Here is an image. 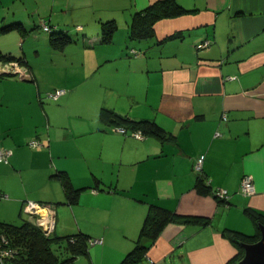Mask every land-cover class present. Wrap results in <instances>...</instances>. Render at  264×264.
Here are the masks:
<instances>
[{"label": "crops", "instance_id": "1", "mask_svg": "<svg viewBox=\"0 0 264 264\" xmlns=\"http://www.w3.org/2000/svg\"><path fill=\"white\" fill-rule=\"evenodd\" d=\"M158 1L0 0V50L13 59L0 62V149L11 152L0 163V222L28 219L26 201L50 207L41 212L53 237L102 241L73 264H119L152 205L209 223L166 224L136 264H227L240 252L224 230L256 235L246 211L264 215V0H175L185 13L130 40L132 15ZM105 22L117 25L107 44ZM52 35L63 44L52 46ZM55 89L66 93L52 101ZM102 109L153 121L174 140L108 129ZM200 156L206 194L196 189ZM57 172L80 190L75 202ZM245 175L250 196L239 189Z\"/></svg>", "mask_w": 264, "mask_h": 264}, {"label": "trees", "instance_id": "2", "mask_svg": "<svg viewBox=\"0 0 264 264\" xmlns=\"http://www.w3.org/2000/svg\"><path fill=\"white\" fill-rule=\"evenodd\" d=\"M185 12L186 10L177 4L175 0L158 1L132 15L131 21L128 25V38L134 41L150 39L154 36L153 27L156 22L162 19L179 16ZM116 30L117 25L114 22L102 23L101 42L103 44L110 43ZM172 38H174V36H172ZM59 40L60 38H55L52 35L50 37V44L55 47L58 44H63L61 42L58 43L57 41ZM130 51L129 53L132 54V56L138 53L135 50H133V53ZM10 60L13 61L10 56L4 55L0 52V62H11ZM56 90L57 89L50 93H54ZM100 121L104 123L108 129H113L114 127L123 129V135L140 132L143 138L154 137L161 142L174 140L172 135L167 134L153 121H134L126 116L119 115L110 109L101 110ZM32 140H37L40 143L38 139H29L26 141V146L29 148V142ZM3 164H8V159L7 163ZM196 175L198 176L196 181L197 191L202 194L208 193V182L206 181L203 183L204 180H202L201 172L196 173ZM55 176L59 178L62 184L67 201L69 203L75 202L80 190L75 189L71 185L64 172H57ZM213 190L211 189L210 192L217 202L220 205L228 206V200L216 197L213 194ZM246 214L257 226L258 233L249 236L240 232L225 229L223 235L230 240L240 252L237 257L227 264H237L242 258V243H255L260 238L259 225H264V215L249 210L246 211ZM171 222H182L194 226H206L209 223L208 220L203 218L179 217L161 207L152 205L148 208L135 247L132 251L126 254L119 264H136L139 262L144 256L145 245L153 242L159 235L161 229ZM1 237H4L7 242L6 248L14 252L13 257L8 259L5 264H73L75 257L86 255L88 253V247L92 246L89 241L95 240L90 239L81 233L63 238L53 237L52 233L46 236L42 229L31 219H26L19 225L0 222V239Z\"/></svg>", "mask_w": 264, "mask_h": 264}, {"label": "built area", "instance_id": "3", "mask_svg": "<svg viewBox=\"0 0 264 264\" xmlns=\"http://www.w3.org/2000/svg\"><path fill=\"white\" fill-rule=\"evenodd\" d=\"M42 29L46 33L50 32V29L48 26L44 25ZM208 46H209V41H203L200 44L196 45L195 49L203 50V49L208 48ZM130 52L133 53L134 51L131 50ZM12 68H16V66L10 65L8 66L7 70H9L10 72L12 71L11 70ZM19 76L22 79L28 78V76L26 75V72L24 73V71L20 72ZM65 93L66 92L64 89H57L54 93L48 94V97L49 99L57 100L59 97L63 96ZM222 119L223 120L226 119L225 115H222ZM113 130L119 133L124 132L123 129L118 128V127H114ZM130 135L136 138H139V139H143V136L141 135L140 132L131 133ZM216 136H219V134L216 133ZM29 146L30 148H36V147H40L41 144L37 140H32L29 142ZM10 154L11 152L9 150L0 149V162L7 163V159L10 156ZM202 161H203V156L198 157V159L195 161L193 165V170L195 173H199L201 171ZM239 189L243 195H246V196L252 195L254 193V186H253L252 178L246 175L243 176L240 181ZM213 194L218 198L229 200V194L225 189L215 188L213 190ZM4 198H5V195L0 194V199H4ZM41 211H46L47 213H51L50 207L39 204V203H35L32 201H26L22 205V213L25 214L28 217V219L33 220L34 223L42 229L43 233L46 236H48L53 231V219L51 218V214L43 215ZM41 225H43V227H41ZM0 240H1L0 241V264H5V262H7L8 259L13 257L14 252L6 248L7 242L5 241L4 237H1ZM89 243L91 245H95V244H101L102 241L101 240H90Z\"/></svg>", "mask_w": 264, "mask_h": 264}, {"label": "water", "instance_id": "4", "mask_svg": "<svg viewBox=\"0 0 264 264\" xmlns=\"http://www.w3.org/2000/svg\"><path fill=\"white\" fill-rule=\"evenodd\" d=\"M259 231L260 238L258 241L241 244L243 256L237 264H264V225H259Z\"/></svg>", "mask_w": 264, "mask_h": 264}, {"label": "rangeland", "instance_id": "5", "mask_svg": "<svg viewBox=\"0 0 264 264\" xmlns=\"http://www.w3.org/2000/svg\"><path fill=\"white\" fill-rule=\"evenodd\" d=\"M0 52L4 54V49L0 50ZM2 202H4V201L0 200V205H1ZM21 222H22V220L18 221V224H20ZM256 232H258V231L256 230Z\"/></svg>", "mask_w": 264, "mask_h": 264}]
</instances>
